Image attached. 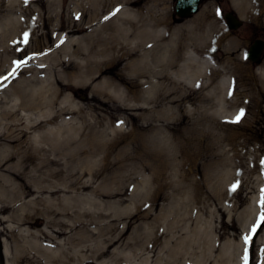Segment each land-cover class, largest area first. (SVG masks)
<instances>
[{
  "label": "rangeland",
  "instance_id": "rangeland-1",
  "mask_svg": "<svg viewBox=\"0 0 264 264\" xmlns=\"http://www.w3.org/2000/svg\"><path fill=\"white\" fill-rule=\"evenodd\" d=\"M252 1L202 0L197 13L179 18L176 0H0V26L19 27L20 20L28 18L35 32L28 37L30 47L23 39L12 42L11 51H21L20 61L40 51L49 56L48 48L59 42L71 45L80 34H67L68 26L88 19L94 7L105 11L102 18L88 23L91 28L101 25L104 17L115 18L117 9L126 4L139 14L129 23L137 20L157 30L154 36L150 31L145 34L147 46L159 44L162 57L175 56L174 82L153 86L150 81L157 79L146 76L131 85L117 81V88L108 90L101 84L79 83L76 69L58 85V74L51 71L53 60H47L48 103L42 110L53 117L60 107H69L67 95L73 99V111L61 114L48 128L62 123L73 129L65 128L58 152L47 151L41 166L52 173L51 183L70 185L67 195L71 197L79 184L89 185L80 191L87 202L84 199L69 210L74 216L81 213L90 230L96 222H106L102 215L109 212V217L117 219L112 224L114 234L125 232L124 239L143 232L151 222L162 234L159 252L165 261L173 246L175 264H264V222L252 232L264 213V54L260 63L247 57L253 41L264 40V17L258 15L263 0L256 2L255 9ZM231 10L244 22L237 30H231L224 19ZM57 53L67 58L66 50ZM118 62L119 58H111L106 65L121 68L123 63ZM183 66L193 74L187 81L180 78ZM27 67L16 81L33 73L42 79V69L36 71L29 63ZM13 85L0 87V119L4 121L13 118L9 115L17 96ZM241 110L244 115L235 122ZM32 112L33 118L39 114V110ZM58 157L63 159L60 165L49 162ZM34 161L22 175L20 169L11 173L6 165L0 166V205L11 198L12 205H17L14 211L0 212V243L7 236L2 217L23 213L21 203L29 210L48 200L64 204L69 200L39 191L11 192L2 174L11 173L12 183L22 188ZM33 183L39 185L38 181L28 185ZM251 204L252 216L243 224V211ZM144 213L149 214L147 219L140 217ZM6 227L19 225L10 218ZM13 233L22 242L18 232ZM245 236H251L248 243ZM7 237L11 244V231ZM94 238L95 243L99 238ZM231 240L239 242V247L229 258L225 249ZM84 264L97 263L90 259Z\"/></svg>",
  "mask_w": 264,
  "mask_h": 264
},
{
  "label": "bare ground",
  "instance_id": "bare-ground-1",
  "mask_svg": "<svg viewBox=\"0 0 264 264\" xmlns=\"http://www.w3.org/2000/svg\"><path fill=\"white\" fill-rule=\"evenodd\" d=\"M240 1L248 2V0ZM258 1H252L254 9ZM261 2L262 7L258 15L264 17V0ZM128 5H122L115 18H107L101 25L91 28L88 23L102 18L105 11L99 6L94 7L88 19L83 17L79 22L75 21L68 26L67 34H80L77 39L71 40V45H62V42L54 44L47 50L51 53L49 56L46 52L44 54L43 51L37 50L40 53L25 58L23 61L26 63H22L11 76L9 73L15 68V62L20 61L18 57L21 54L20 50L11 51L12 42L23 39L25 32L28 33V37H32L35 32L28 18L20 20L19 27L0 26V87L4 88L13 83L17 95L9 112L13 118L10 121H4V117L0 119V166L6 165L8 172L20 169L19 174L22 175L21 171L35 160L30 171L32 173L26 174L28 182L22 188L12 183L14 179L12 172L2 174L5 185L9 186L12 193L21 190L22 194L30 195L29 193L39 191L57 194L61 200L69 199L67 204L48 200L49 203L41 202V207L31 206L29 210H26L25 203H21V210L25 209L23 213L2 217L3 233L8 236V232L11 231L13 241L9 244V237L5 236L6 238L0 243L3 258V263L0 264H84L90 259L97 264H175L176 249L173 246L169 248L171 254L165 261V257L159 252L162 234L152 228L151 222L147 223L143 232L133 233V236L124 239L125 232L114 234L115 227H112V224H115L117 219H112L109 217V212H106L102 215V220L106 222L98 221L95 229L90 230L81 213L75 212L74 216L69 210L72 209L73 204L75 206L84 199L87 202L88 198L80 191L88 189L89 185L82 182L71 197L67 195L70 185L62 187L51 183L48 177L52 176V173L41 166L47 160L45 158L47 151L58 152L59 143L66 132L65 128L67 127V132L73 129L71 125L62 123H58L55 128H48L49 123L55 121L61 114L70 112L73 107V99L67 95L70 101L69 107H60L53 117H50L46 110H42L48 103L49 77L45 75L48 70V59L53 60L51 71L58 74L55 80L58 85H62L66 78H71V75H67L71 69H76L75 74L79 77V83L88 86L101 84L106 90L111 87L117 88L118 82L131 85L146 76L157 79L150 81L153 86H159L163 81L174 82L171 75L172 69L176 67L175 56L171 54L162 57L159 54V44L147 46L148 43L144 40L145 34L149 31L153 34L157 30L136 23L137 20L129 23L131 19H138L139 14ZM238 8L245 15V11H242L241 7ZM86 29L88 31L82 34ZM151 34L148 33L147 36ZM28 46L30 47L31 44L28 43ZM60 49L66 50V59L61 58L57 53ZM77 58H82L84 62H77ZM111 58H119L118 65L123 63L121 68L117 65H106V61ZM28 63L33 65L36 71L43 70L42 79L33 73L32 77L16 81L18 75L28 68ZM262 69L264 71V67ZM191 75H193L192 71L188 70L187 66L181 67V80L187 81ZM194 75H198V72ZM4 77L8 78L3 79ZM34 110H39L35 118L32 116ZM62 160L58 157L48 161L60 165ZM39 169L41 171L37 173ZM32 181H38L39 185L35 183L28 185ZM93 191L97 192L96 189ZM120 200L123 202L122 199ZM12 203L11 198L1 204L0 212L14 211L17 205ZM252 209V204L244 209L241 223L244 224L251 218ZM140 217L147 219L149 214L144 213ZM10 218H15L18 228L6 227ZM21 227H25V231H22ZM15 231L20 235L22 242L13 233ZM94 236L99 238L95 243ZM238 247L237 241L231 240L228 243L225 252L229 258L237 254Z\"/></svg>",
  "mask_w": 264,
  "mask_h": 264
},
{
  "label": "water",
  "instance_id": "water-1",
  "mask_svg": "<svg viewBox=\"0 0 264 264\" xmlns=\"http://www.w3.org/2000/svg\"><path fill=\"white\" fill-rule=\"evenodd\" d=\"M202 0H176L175 12L179 18H187L199 11ZM224 19L231 30H237L244 24L243 20L234 11L224 13ZM264 54V40L257 38L250 45L247 57L254 63H260Z\"/></svg>",
  "mask_w": 264,
  "mask_h": 264
},
{
  "label": "snow or ice",
  "instance_id": "snow-or-ice-1",
  "mask_svg": "<svg viewBox=\"0 0 264 264\" xmlns=\"http://www.w3.org/2000/svg\"><path fill=\"white\" fill-rule=\"evenodd\" d=\"M117 11H119V9H117ZM113 14H115V13H113ZM105 19H107V17H105ZM22 43H24V44L28 43V33L27 32L24 33ZM22 63H26V61H23V62L22 61H16L15 62L16 66H15V68H13L12 72L9 73V75L10 76L14 75L15 72L17 71V69H19V67H21ZM7 78L8 77H4L3 79H7ZM243 115H244V112H243V110H241L240 113L236 116L235 122H239V120L243 117ZM235 188H236V185H233L232 190L234 191ZM261 204H262V206H264V197H262ZM261 222H264V213L261 214L260 219L258 220L257 224L253 227V229H252L253 233L256 232V229H257V227H259ZM250 239H251V236H245L244 237L245 243H248L250 241ZM245 259H247L246 256H245Z\"/></svg>",
  "mask_w": 264,
  "mask_h": 264
}]
</instances>
